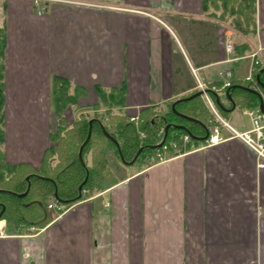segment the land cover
<instances>
[{
  "label": "crops",
  "instance_id": "0c3cea01",
  "mask_svg": "<svg viewBox=\"0 0 264 264\" xmlns=\"http://www.w3.org/2000/svg\"><path fill=\"white\" fill-rule=\"evenodd\" d=\"M88 1L102 5L0 0L10 164L41 167L55 131L54 76L86 90L81 107L99 101L96 87H125V109L136 116L189 95L198 81L223 83L220 71L230 81L250 74V56L227 51L234 29L203 0ZM253 40L264 55V0ZM235 110L229 123L249 129ZM223 133L231 138L106 174L97 194L34 236L0 226V264H264V169Z\"/></svg>",
  "mask_w": 264,
  "mask_h": 264
},
{
  "label": "trees",
  "instance_id": "16d2710c",
  "mask_svg": "<svg viewBox=\"0 0 264 264\" xmlns=\"http://www.w3.org/2000/svg\"><path fill=\"white\" fill-rule=\"evenodd\" d=\"M205 11L209 10L212 16L217 17L221 22L228 23L242 37L248 38L256 32L257 0H203ZM238 36V35H237ZM6 31L0 27V212L2 207L5 210L0 217V221L6 219L12 226L15 233L27 227L43 228L52 221V211L49 202L54 200L57 190L59 205H72L78 202L79 186L84 182L88 171V179L83 188L91 191L100 190L95 177L102 178L103 173L109 163V154L114 155L120 162L121 157L116 144L105 136L101 125L114 137L120 146L122 155L126 161H131L141 147H145L140 153L137 161H144L152 155L154 150L149 146L159 144L164 135V127L168 123L183 125L187 129H176L171 127L168 132L165 145L172 141L176 142L178 150H183L181 141L184 134L192 133L202 137L206 134L204 128L195 121L182 118L172 110V103L165 104L168 111L161 113L156 107H147L140 112L141 128L147 131L148 135L143 144L139 142L136 125L127 121L125 114H106L97 112L92 117L79 119L73 122L70 128L65 126L62 111L69 104H76L80 97L86 96V90L74 88L68 80L60 76L52 78V108L56 116L57 129L51 135L52 144L45 151L41 167L35 169L30 164H10L5 159L3 150L4 144V116H5V51H6ZM249 46L245 40L238 41L234 45L235 56L245 55ZM256 71L253 80L231 81V86L227 90L231 91L232 98L236 104L235 109L254 108L260 105V98L257 94L241 88L233 89L234 85L252 87L256 85L258 92L264 96V88L260 87L256 81ZM261 81L264 83V73L261 74ZM73 89V88H72ZM99 102L94 106H125V87L117 89H104L96 87ZM198 91H193L192 95ZM187 95V96H189ZM185 96V97H187ZM183 98V97H182ZM212 98L219 112L224 116H229L232 111H223L222 108H231L232 103L227 96L220 98L219 106L216 97ZM103 103V104H102ZM99 108V107H98ZM96 108V110H98ZM234 109V110H235ZM176 110L180 113L193 117L203 122L207 127L210 119H214V113L204 100L203 96L196 97L189 101H181L176 105ZM125 118V119H124ZM96 119L92 127L90 140L83 149V163L79 159V149L84 143L89 129V120ZM209 119V120H208ZM114 126V127H113ZM113 128V129H112ZM194 144L202 141L192 138ZM174 150L173 147H171ZM159 148L158 150H161ZM91 157V164H88V157ZM147 164L150 162L146 161ZM123 163V162H122ZM30 176V190L24 197L16 194L24 193L27 189V177Z\"/></svg>",
  "mask_w": 264,
  "mask_h": 264
},
{
  "label": "rangeland",
  "instance_id": "374dc122",
  "mask_svg": "<svg viewBox=\"0 0 264 264\" xmlns=\"http://www.w3.org/2000/svg\"><path fill=\"white\" fill-rule=\"evenodd\" d=\"M225 24L226 25H229L228 23H225ZM232 36H233L232 37V44L233 45H235V43H237L238 41H241L242 35H240V33H238L236 30H234V33H233ZM254 36L248 37L249 38V40H248L249 41L248 42L249 48H248L247 52L245 53V55H243V56H246V55L250 56V58L252 60L251 66L254 65V59L255 58L252 55L255 52V50H259L260 55H262L264 57L263 52H262V47H260L259 45H257V43L253 40ZM221 72H223V71H220L219 72V77H221L220 76V73ZM223 73H224V76H222L221 78L227 79L228 76H230V74L228 75V73H230V71H224ZM221 85H222V82L218 84V86H221ZM72 88H71V90L74 91V89H72ZM196 91H200L199 87H196ZM201 96H203V98L205 100L204 95L202 94ZM222 98H224V96H222ZM97 103H95L93 105H90V106L85 105V106H82V107L80 106V103H78V101H77L76 104H69L64 109V111H62V114H61V116H63V118H64L65 126L67 128H70L72 126L73 122H75V121H77L79 119L92 117L97 112H101V113L105 112L106 114H112V113L113 114H117L118 113V115H122V114L124 115L125 114V117H126L127 121H131L130 118L134 116V114H131V113H128L127 112V110L125 109V106L119 107V106H116L115 105V106H110L108 108L107 106H104L103 105L102 108H101V106H98L99 108L98 107H94ZM160 107H164V108H162V110H161L162 112L161 113H165L166 111H168V108H166L165 105H160V106L156 107V108H158L157 110H159ZM96 108H98V110H96ZM243 110L244 109H236L234 111V115L241 114V111H243ZM218 112H219V110H218ZM219 114L223 118H225L226 120H228L229 122H231V120L229 119L228 116L227 117H224L220 112H219ZM136 116L139 117V121H138L137 125H136L135 122H133V123L136 125L137 135L139 136V142H140V144H143L144 141H145V139L147 138L148 133H147V131H145L144 129L141 128V123H142L141 120L142 119L140 120V116H141L140 115V112ZM241 117L245 121H247V119L250 120V118L248 116H246V115H242L241 114ZM214 122H216L215 116H214V119H210L209 120V122H208L209 126L212 125ZM250 125H251V122H250ZM56 129H57V123L54 124V130L56 131ZM141 133H143L145 136L142 137L141 136ZM171 143L168 144V147L169 148H168L167 151H161L160 152L158 150L159 149L158 148V149L154 150V152L152 153V155L149 156L148 159L145 160V162L144 161H137V162H135L134 164H131V165L124 164V163L120 162L114 155H112L110 153L109 154V157H108L109 158V163H108V166L106 167L105 172L103 173V177L102 178H99L97 176L95 177V180H96L97 184L100 185V187L102 188V185H105L107 183V178L105 177L106 174L108 176V175H110L112 173L114 175L113 177L115 178L116 175L123 174L124 173V170L131 171V170L137 169L138 167H142L144 165H147V162L146 161H148V162L158 161V160H161V159H164V158H168L170 156H173V155H176V154H179V153H183V152H185L188 149H193V148H196L197 147L195 145V147L192 148L190 145H187V147H186V149L184 151H181V150H178V149H175V148H174V150H170V149H172L171 148L172 147ZM201 144L202 143H200L198 146H201ZM160 148H162V147H160ZM91 157L90 156L88 157V164L89 163L91 164ZM100 190L91 191V189H89V188H82V191H81L80 197H79L80 200H78V202L85 201V200L91 198L94 194H97ZM52 203H56L57 204V200H51L49 202V205L52 204ZM56 206L59 209L50 208V210L52 211V216H51L52 217V221L54 219L58 218L59 216H61L68 209V207H70L71 205L68 206V205H59V204H57ZM1 222H3V224L0 225V226L4 227V229L6 230V233H8V234L9 233H15L14 230L12 229V226H10L8 224V222L6 221V219L1 220ZM41 229L42 228H39V227H37V228L36 227H30V228L27 227L26 229H21L17 233L24 234L25 236H34Z\"/></svg>",
  "mask_w": 264,
  "mask_h": 264
},
{
  "label": "built area",
  "instance_id": "2783aa9c",
  "mask_svg": "<svg viewBox=\"0 0 264 264\" xmlns=\"http://www.w3.org/2000/svg\"><path fill=\"white\" fill-rule=\"evenodd\" d=\"M35 2L44 1L46 3L56 2V3H63V4H70V5H102L93 3L88 0H34ZM42 11H39L41 13ZM227 51L232 52L234 51V45L232 43H228ZM254 59V65L250 68V74L245 78L247 81L253 80V74L258 71L259 69L264 68V57L260 55L259 50H255V52L252 55ZM230 73H228L229 75ZM220 76H224V73L221 72ZM231 86V81L228 79H225V81L222 83L221 86H218L217 84H206L201 81H198L197 87L201 91H203V95L205 97V100L209 107L211 108L212 112L215 115V120L212 125L208 126V136L205 140H203L201 143V146H197L199 148H206L212 145H216L218 143H221L228 138H231L223 133L224 129H227L232 137L238 138L242 140L252 151L255 152L258 158V167L260 169H264V111L260 109V106H257L255 108H247L242 111V113L250 118V128L244 131H237L232 125L229 123L228 120L223 118L218 110L216 109V104L214 100L212 99V94H217L220 96H226L227 87ZM251 88L258 90V87L256 85H253ZM264 98V96H263ZM131 122H135L136 124L139 121L138 116H133L130 118ZM141 136L144 137L145 135L141 133ZM183 143V150L184 151L187 147V145H190L192 148L195 147L196 144L192 142V137L190 134H184L181 139ZM172 147L177 149L176 142L171 143ZM168 145H163L161 151H167ZM56 203H52L49 205V208L59 209Z\"/></svg>",
  "mask_w": 264,
  "mask_h": 264
},
{
  "label": "water",
  "instance_id": "95a60500",
  "mask_svg": "<svg viewBox=\"0 0 264 264\" xmlns=\"http://www.w3.org/2000/svg\"><path fill=\"white\" fill-rule=\"evenodd\" d=\"M262 73H264V68L260 69V71L256 74V81L258 82V84L260 85V87L264 88V83L261 81V78H260ZM235 88H241V89H244V90H246V91H249V92H252V93L257 94V95L259 96V98H260V105H259V106H260V109H261L262 111H264V98H263V96H262L257 90H255V89H253V88H251V87H245V86H242V85H234V86H233V89H235ZM202 94H203V91L200 90V91H198V92H196V93H194V94H192V95H189V96H187V97H183V98L177 99L176 101H174V102L172 103V110L176 113V115H178V116H180V117H182V118H185V119H187V120H190V121H195V122H197L198 124H200V125L204 128V130L206 131V134H205L204 136H202V137L195 136V135H193L192 133L189 132V134L191 135V137H192L193 139H196V140H199V141H203V140H205V139L207 138V136H208V134H209V132H208V127H207L203 122H201V121H199V120H197V119H195V118H193V117H190V116H188V115H185V114H183V113L178 112V111L176 110V105H177L179 102H181V101H189V100H192V99H194V98H196V97L201 96ZM226 96H227L228 100L232 103V107H231V108H222V107L219 105L220 97H219L217 94H215V97H216V103L221 107V109H222L223 111H232V110H234V109L236 108V104H235V102H234V100H233V98H232V95H231V91H230V90H227V91H226ZM95 121H96V119H90V120H89V122H88V123H89V129H88L87 137H86L84 143L81 145V147H80V149H79V153H78V155H79V159H80V161H81V163H82L83 165H84V163H83V149H84V146L87 144V142H88V141L90 140V138H91V135H92V127H93V123H94ZM101 127H102V130H103V133L105 134V136L108 137L109 139H111V140L116 144L122 162H123L124 164H128V165L134 164L135 161L137 160V158L139 157L140 153L143 151V149H144L145 147H141V148L137 151V153L135 154L134 158H133L131 161H126V160L124 159L123 155H122V152H121V149H120V146H119L118 141H117L114 137H112V136L106 131V129H105L102 125H101ZM171 127H174V128H176V129H184V130L187 131V129H186L185 126H183V125H178V124L168 123V124H166V126L164 127V135H163V139H162V141H161L159 144L149 146V148H150V149H158V148L162 147L163 144H164V143L166 142V140H167L168 132H169V129H170ZM87 179H88V171H87L86 178H85L84 182H83V183L79 186V188H78V190H79V197H80V193H81V191H82L83 185L86 183ZM27 182H28V185H27V189H26V191H25L24 193H21V194H16L18 197H24V196H26L27 193L29 192V190H30V186H31V185H30V176L27 177ZM54 197H55V199H58L57 190L55 191ZM4 210H5V207L3 206V208H2V210H1V212H0V217L2 216Z\"/></svg>",
  "mask_w": 264,
  "mask_h": 264
},
{
  "label": "flooded vegetation",
  "instance_id": "af4514ba",
  "mask_svg": "<svg viewBox=\"0 0 264 264\" xmlns=\"http://www.w3.org/2000/svg\"><path fill=\"white\" fill-rule=\"evenodd\" d=\"M54 200H56L55 198H54ZM5 207V206H4ZM3 208V207H2ZM1 222V221H0Z\"/></svg>",
  "mask_w": 264,
  "mask_h": 264
}]
</instances>
